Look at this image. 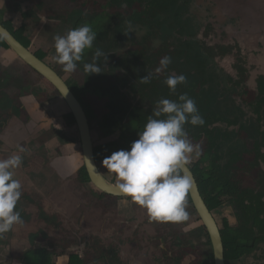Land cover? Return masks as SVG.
Segmentation results:
<instances>
[{
    "label": "trees",
    "instance_id": "16d2710c",
    "mask_svg": "<svg viewBox=\"0 0 264 264\" xmlns=\"http://www.w3.org/2000/svg\"><path fill=\"white\" fill-rule=\"evenodd\" d=\"M55 1L61 10L58 15H55L66 21L69 30L88 24L96 33L93 48L86 50L82 62H78L76 71L72 72L74 79L69 83V87L85 109L90 123H96L99 126L102 139L121 136L119 142L95 149L97 163L102 162L113 152L121 149L130 150L131 144L139 138L138 134L144 129L148 118L153 116L160 99L178 101L180 95L187 94L196 102L199 114L205 121L203 126H193L190 123H186L184 126L188 137L195 141L205 139L208 144L202 161L193 170L203 196L212 211L220 209L224 205L223 200L227 199L226 202L234 206L238 212L239 225L232 227L227 223L222 231L227 261L238 262L263 248L264 175L261 179L254 181L245 179L246 172L252 169L244 164L249 155L237 150L230 154L233 159L227 162L224 148L231 137L216 127L240 124L236 114L240 110L235 104L227 102L222 90L224 81L221 77H217V74L211 73L210 62H207V58L210 54L215 63L219 58L225 59L232 56L233 49L223 47L219 52L220 47L209 48L208 43H204V49H199L202 52L199 56L188 43H180L178 46L172 45L171 47L164 44L172 36V29L179 26L180 29L186 28L188 22L183 20V15L192 0ZM4 2H6L5 8L0 10V16L6 12H12L14 9L20 10L18 0H5ZM61 2H64L62 6ZM31 17L30 14L25 16V27H28L26 23L32 20ZM175 20L178 21L176 26L172 23ZM1 25L9 30L22 45L30 47L29 39L23 37L28 28L15 32L11 25ZM138 42H142L141 45ZM131 46L133 49L126 53L125 49ZM97 48L105 54L98 61L102 72L89 75L84 72L83 63L92 62V56ZM8 50L9 47L0 37V55ZM166 56L172 58V63L169 66L174 68L176 74H183L187 78L186 83L178 85L175 92L164 85L165 79L161 81L158 74L150 72L157 69L161 59ZM38 57L41 60L44 59L42 55ZM148 73H152L153 76L150 82L145 84L140 79ZM63 76L65 77V74ZM236 86L240 87L238 84ZM7 89L11 90L7 86V82L0 79L1 99L5 100L9 97ZM57 95L59 94L56 92L55 96ZM238 95L246 98L248 93L242 95L238 93ZM261 97L260 104L264 106V87ZM255 102H250V105L254 107ZM68 119L72 125H75L74 117L71 114L68 115ZM213 127L214 129H212ZM253 128L255 129L254 126ZM45 172L51 175L53 170ZM54 174L59 178L56 173ZM78 175L82 184L89 182L84 167ZM47 181L49 184L48 179ZM66 203L67 212L70 208L73 215L81 213V217H83L93 214V218L98 215L99 222L91 224L90 228L87 226V230L95 231L99 229V226L105 225V217L108 216L109 211L105 209L104 205L95 206L94 204L92 206L91 204L89 211L82 212L77 209L72 212L74 207H69V203ZM22 204L26 217L20 209V205H17V210L20 211L24 220V223L19 226V235L24 234L23 238L26 239L30 233L38 231L40 228L45 230L48 235L47 239L40 238L42 247L25 252L20 260L25 264H58L53 259L55 253L57 257H60L62 253L66 252V249L77 243V236L72 235V231L67 228V222L64 220L66 216L62 213L53 214L45 211L43 204L42 208L37 210L38 207L31 204L29 200ZM100 217L103 219L102 223H100ZM87 238L93 239L85 234L83 238L81 237L83 242H88L83 251L84 256L80 258L77 252H70L67 264H122L121 259L111 258L115 252L109 253L101 241L90 243ZM52 243L60 245L56 248L55 253L49 251L45 246ZM190 251V248L186 247V255L182 253L178 256L189 260ZM204 254L202 253V257ZM16 255L21 256L19 253ZM200 258L194 264H207ZM179 261H183V259H178V264Z\"/></svg>",
    "mask_w": 264,
    "mask_h": 264
},
{
    "label": "rangeland",
    "instance_id": "374dc122",
    "mask_svg": "<svg viewBox=\"0 0 264 264\" xmlns=\"http://www.w3.org/2000/svg\"><path fill=\"white\" fill-rule=\"evenodd\" d=\"M4 1L5 0H0V10L5 6L6 2ZM18 1L20 2L21 8L20 14L15 17H11L10 14L3 16V14L0 16L1 21L4 23L12 22L16 25V29L18 30L24 25L25 16L30 14L32 20L26 23V25H28L26 37L34 43L32 46L33 53L45 51L49 57L50 65L56 70L62 71V67L51 57L54 54L53 49L55 42L52 40L54 35L51 33L50 29H55V31H62L65 29L64 22L57 16L59 13L58 10H60L59 5L56 4L55 0ZM62 3L64 2H61V6ZM243 5L245 7H243ZM241 12L245 15L244 18L241 17ZM184 13L183 20L189 22V27L180 29L179 26L178 28L172 29L173 34L169 37L170 40L167 39L166 42L163 43L170 47L172 45L178 46L180 43H188L194 50L203 48L204 43H208L209 48L214 47V45L221 48L240 45L241 57L236 56V54H238L237 51L232 57L230 56L225 59L219 58L214 63V59L209 54L207 58V62H210L209 70L211 73H214L215 67L217 77H223L227 80L228 85L226 84V86L232 94L231 98L234 96L232 99L236 102V106L240 107L238 105H242L244 111H246L244 112L245 124H250L252 122L251 119H253L259 123L256 127L263 133L264 115L260 117V112L264 111V106L260 104L261 96L258 80L261 76L264 77V51H262V49H264V24L260 22L264 14V0H192L191 4H189V8H187ZM240 18L245 19V24H242ZM172 23L176 26L178 21L175 20ZM138 43L141 45L142 42ZM132 49L133 46L128 47L125 49V52L128 53ZM155 70L156 69H153L150 72L157 74ZM169 74L177 75L174 68L170 66L158 75L161 77L160 80L162 81L163 79H167ZM65 75L70 76V78L74 77L70 73H65ZM0 79H4L7 82V86L11 88V90L7 89L9 91V97H7L4 102L8 101L18 105L17 103L21 102L22 99L25 101L33 97L41 101L37 102L36 99H32L35 102H27L32 105L31 107H35V104L42 105L48 98L47 96L43 97L44 93L41 91L43 87L40 84V78L30 73L28 68L22 63L16 59H10L6 55H0ZM236 84L240 85V87L237 88ZM164 85L166 84L164 83ZM19 90H24L22 95L18 94ZM238 93L241 95L248 93V95L246 98H242ZM253 101H256V109L252 114L248 106L250 102ZM0 102H2L1 98ZM29 107L30 105L21 108L27 112ZM18 110L8 113L0 112V136L4 138V140L0 141V159H6L13 154H18L23 157V164L16 171L18 175L16 178L20 180L22 189H25V193L30 196L29 193H31L32 187L35 188V192H40L41 194L40 199L37 200L41 204V208L43 204L47 212L64 214L66 216L64 220L67 222V228L72 231V235H84L85 233V235L93 237L90 243L101 241V243L105 244L104 247H106L109 253L112 254V251L116 253L113 252L114 254H112L111 258L115 257L121 259L122 264H178V259H183V261H179V264H194L195 259L200 258L202 253H205V257H203L205 261L208 255L212 256L213 249L210 245L206 244L208 239L204 228H202L203 223L199 221V217L193 205L190 203H188L186 207L190 219L183 224L171 222H159L160 224H158L156 222L154 223L152 220H148V222L146 221L145 223L139 222L141 221L139 219L136 221L134 217V219L127 218L128 223H120L118 218L119 212L113 209L114 211H110L108 216L105 217L106 226H99V229L95 231L91 229L90 231L87 230V226L90 228L91 224L99 222L98 215L94 218L93 214H87L81 217V213H78V215L71 214L70 208H68L67 212L66 197L68 198L69 196L67 192L68 187H64L65 185L61 186L58 183L54 185L52 181L50 183V176L47 175L48 172H45L44 169L49 159L45 157L42 158V155H39L38 162L43 166L36 167L35 173L32 170V163L35 162L32 160V152L34 151L32 148L34 147L32 135L35 133L37 124L33 120L35 119L34 116H29L27 114L28 112L24 117L22 115L19 117L21 112ZM40 118H42V116H40ZM227 127L226 125H219L217 128L225 131L224 133L228 134L230 137L236 134L243 139V145L247 142L246 148L248 146L249 149L251 148L252 142L247 140V135L243 133L244 131L240 126L237 128ZM212 129H214V127ZM120 139L121 136L118 135L112 139H105L103 141L96 138L95 141L96 146H105L114 142H119ZM188 139L194 145L198 144L201 149V154L199 156H196L194 153L191 156L190 165L194 167L197 163L202 161L207 151L208 144L205 139L201 141H195L190 137H188ZM18 146L24 147L26 151L20 153L18 151ZM75 152L78 153L80 150ZM250 161V168L257 169L254 170L253 174H248L249 177L252 176L251 178H253L257 172L264 170V148L259 152H253ZM103 168L105 167L103 166ZM40 172H42L41 175H43V177H47L50 185L48 181L37 182V184H41L42 186L35 185L36 179L34 176L40 174ZM50 186V192H45L44 190L50 188ZM223 202L224 205L220 209L215 210L220 226L222 229L227 223L230 224V226H238L239 220L236 211L229 203H225V200H223ZM68 203L69 207L74 206L75 200L70 199ZM73 211L74 209H72V212ZM37 212L39 213V211ZM122 213L129 212L123 210ZM147 219H149V217H147ZM102 221L103 219L100 217V223H102ZM84 222L85 226L83 227ZM189 224L194 225V227L185 231L186 225ZM154 227L161 228V230H157ZM12 231L13 229L10 231V234ZM40 231L42 236L48 234L43 229ZM31 234L32 233H30L29 236ZM3 236L6 237L4 238L5 240L11 238L9 234H4ZM36 239L37 238L30 239L34 246L33 248L42 247L43 245L37 243L35 241ZM9 246L10 243L7 242L5 246L0 247V264H13L6 259L8 258L6 256L8 254L6 253L10 251ZM45 246L49 251L55 253L57 250L56 248L60 245L58 246L54 243ZM186 247H189L191 250L189 252V260H184L185 258L178 256L182 253L186 255ZM79 248L78 251L82 254L83 248H85L84 244ZM22 251H27V249ZM60 251H62V249H60ZM53 259L56 263L62 264L63 262L66 263L65 259L67 258H65L64 261L63 259L59 261L55 253ZM174 260L176 261L173 262ZM210 263L214 264L213 259L210 260ZM229 264H264V247L260 248L251 256L248 255L238 262H229Z\"/></svg>",
    "mask_w": 264,
    "mask_h": 264
},
{
    "label": "clouds",
    "instance_id": "9594fccd",
    "mask_svg": "<svg viewBox=\"0 0 264 264\" xmlns=\"http://www.w3.org/2000/svg\"><path fill=\"white\" fill-rule=\"evenodd\" d=\"M96 33L84 24L61 36L54 37L55 62L65 73L75 72L82 62L86 50L92 49ZM97 48L92 62L83 63L85 73L100 74L99 59L104 57ZM107 59V57H105ZM172 63L171 57H164L155 72L159 74ZM153 74L148 73L141 80L149 83ZM185 75H169L165 80L172 92L186 83ZM155 117V118H154ZM203 126L205 121L199 114L196 102L182 94L178 101L160 99L148 118L139 138L131 144L130 150L121 149L105 157L103 166L115 174L116 189L124 196L125 203L136 204L146 209L152 221L183 224L190 219L186 211L187 197L194 186L193 178L186 171L191 156L201 154L198 144L194 145L185 130V124ZM23 153L26 149L18 146ZM23 157L18 154L0 159V235L10 232L24 220L17 210L22 196V184L16 178V171L22 166ZM194 225H186L185 231Z\"/></svg>",
    "mask_w": 264,
    "mask_h": 264
},
{
    "label": "flooded vegetation",
    "instance_id": "af4514ba",
    "mask_svg": "<svg viewBox=\"0 0 264 264\" xmlns=\"http://www.w3.org/2000/svg\"><path fill=\"white\" fill-rule=\"evenodd\" d=\"M243 7H245V6L243 5ZM4 8H5V6H4ZM4 8H2V9H4ZM20 12H21V8L18 11L14 9L12 12H6V13H4L3 16H5L6 14H10L11 17H15V16H18L20 14ZM58 12H59V10H58ZM60 12H61V10H60ZM240 15L243 18L245 17V15L242 12L240 13ZM234 19H237V18H234ZM260 20H261L260 21L261 24H264V14L262 15V17H261ZM61 21L64 22V25H65V29L64 30H62V31H60V30L55 31V29H50L51 33L54 35L53 38H52L53 41H54V37L56 35L63 36L69 30V27L67 26L66 21L63 20V19H61ZM241 22H242V24H245V19H241ZM1 24H9V25H11L12 26L11 28L15 32H18V31L22 30L23 28L24 29L27 28V26L25 27V21H24V25L20 29H18V30L16 29V25H14L12 22L4 23L0 19V25ZM186 27H189V22L187 23V26ZM26 35H27V31H25L23 37H26ZM30 43L31 44H30V47L29 48L25 47L24 45L23 46L25 48L29 49L33 53L32 46L34 45V43L31 42V41H30ZM228 48H232L233 49V54H236V52L238 51V54H236V56L241 57L240 56V50H241L240 49V45L228 46ZM219 50L221 51L222 48L220 47V49H218V51ZM195 51L197 52V54H199V56H201L202 52L199 49L198 50H195ZM262 51H264V49H262ZM53 53L54 54L51 57L54 59V57L56 55L55 47L53 49ZM33 54L38 59H39L38 56L39 55H42L44 59L43 60L39 59V60H41L42 62H44L53 71H55L63 79V81L66 83V85L69 87V83H71L73 81L72 79H74V78H70V76H68V75L67 76L65 75L66 77H64L63 74H65V73L63 72V70L62 71L61 70L58 71L55 68H53V66H51L50 63H49V57L45 53V51H38V52L33 53ZM2 55H6L10 59H16L17 61H19L20 63H22L25 67H27L28 70L30 71V73H32L34 75H37L40 78V80H41L40 81V84L43 87L42 90H41L44 93L43 94V97L44 96H47L48 97L45 100V103H43L42 105L41 104H38V105L35 104V107H31L32 105L29 104L31 102H35L32 99H36L37 102H41V101H40V99L33 98V97H31L32 99H27L25 101L22 99L21 102H18L17 103L19 106L18 105H15V103L13 104L12 102H8V101H5L4 102V99H1L2 102H0V112H4V113H6V112L8 113V112H11V111L12 112H14V111L16 112V110L20 109V110H18V111L21 112V114L19 115V117L21 115L24 117V115L28 112L27 114L29 116L30 115H33L34 118H35V119L32 118L35 121V123L37 124L36 125V129H35V133L32 135V138H33V141H34V147H32L33 150H34L32 152V155H33V157H32L33 159L32 160L35 161V162L32 163V165H33L32 170L34 171V173H35L36 167L38 168V167H42L43 166V165H41V163L38 162V158L42 155V158L45 157V158L49 159V161L47 162V165L44 166L45 171H47V170H53V173L51 175H50V173L47 174V175L50 176V183L52 181L54 183V185H56L58 183L61 186L65 185L64 187H68V191L67 192L69 193V196H68V198L66 197V202H68V200H70V199H74L75 200V203H74V206L73 207H74V210L75 211L77 209H79L82 212L83 211H89V209L91 207V204H92V206L94 204H95V206L96 205H104L105 206V209H107L109 212L110 211H114L113 209H116L115 211L116 212H119L118 218H119L120 223L121 222L122 223H125V222H127V218H133V217L136 219V221H137V219H139V220H141L139 222H145V223H146V221L148 222V220H150V218L147 219V217H149V216L147 214L146 209H144V208H142V207H140V206H138L136 204H132L130 202L129 203H125V199H126L125 197H117V196L109 195V194H107L105 192L100 191L94 185H92L89 176H88V178H89V182L88 183H86V184L83 183L82 184L80 182L78 173L81 172L82 167L85 168L84 160H83V154H82V150H81L80 136H79V131H78L76 122H75V125H72V122L70 121V119H68V115L71 114V113H70V111H69L66 103L61 98V96L58 93V91L55 90V88L45 78H43L38 73H36L35 71H33L30 67H28L23 61H21L13 53V51L10 48H9V50L7 52L5 51V53L2 54ZM59 66H61V65H59ZM70 74L72 75V73H70ZM214 74H217V72H216L215 69H214ZM222 79H223L222 81H224L223 82V87H222L223 93L226 96L227 102H230L231 103L232 101H234L232 99L234 96L231 98V95L232 94H231L229 88H227V86H226V84L228 85L227 80L225 78H223V77H222ZM258 81H259V92H260V96H261V92H262L263 87H264V77L261 76ZM23 92H24V90L23 91L22 90H19V93L18 94L19 95H22ZM56 92L59 95L55 96V93ZM58 100H60L61 102L64 103V105L67 107V109L69 111V114H67V113L64 114L61 108H60V110H58L56 112H53L52 114L50 112L46 111L45 106H46L47 103L48 104H53L54 102H57ZM27 102H29V103H27ZM231 104L232 105L233 104L237 105L235 101L232 102ZM28 105H30V107H29V110L27 112L24 109L21 108L23 106L25 107V106H28ZM238 106H240V107H238V109L240 111L239 112H236V114H237V117H238L237 119H238V121H239L240 124H238L236 126H228L227 128H237V127L240 126L242 128V130L244 131L243 133L247 135V140H249V141L252 142L251 143V148L249 149V146L246 148L247 142L245 141L246 143H245V145H243V143H242V140L243 139L241 137H238L236 134H233L231 136V139L229 138L230 140L226 143V146L224 148V153H225V156H226L225 159L227 160V162L230 161V159H233V157L230 154H232L233 151L237 150L239 152L245 153V155H249V156H247L246 160L244 161V164H246L247 166H250V164H249L251 162L250 161V158H251L253 152H259L262 148H264V134H263L264 132L262 133L260 129L259 130L257 129L256 125H259V123H257L253 119H251L252 122L250 124L249 123H246L245 124L246 120H244V118H245L244 117L245 116L244 115V112H246V111H244L242 105H238ZM248 108L250 109V113L253 114L255 112L256 105L254 104V107L251 106V105H249ZM260 113H261V116L260 117H263L264 111H261ZM13 116H15V115H13ZM40 116H42V118H40ZM88 120H89V118H88ZM262 120H260V121H262ZM89 124H90V128H91V133H92V138H93V141H94V147H95V149L97 147H102V146H96V141H95L96 138H98V140H101V141L105 140V139H102V135H101V133L99 131V126L96 123L95 124L94 123L91 124L90 121H89ZM218 126H216V127H218ZM253 126L255 127V129L253 128ZM223 132H225V131H223ZM73 133H74L75 137L77 138L75 140L76 141V144L73 141L74 139H72ZM1 140H4V138L2 136H0V141ZM77 145L80 146V149H79L80 152H78V153L75 152L76 154H74L73 153V150H74V147L77 146ZM35 153H39V154H35ZM246 153H248V154H246ZM95 159H96V157H95ZM81 161H82V163H81ZM102 162L97 163V161H96V163L99 166V170H100L101 174L112 185H115L116 186L117 181H116L115 174L109 173L106 168H103V165L101 167V164H103ZM199 163H197L196 165H198ZM196 165L193 167V166H191L189 164V167L193 171L194 168L196 167ZM254 170H257V169L254 168ZM41 173L42 172H40V174L34 176L35 179H36V184H35V182H34V184L36 186H42L41 184H37L38 181H43V182L44 181H47V178H44L43 175H41ZM54 173H56V175H58L59 178H57V176H55ZM193 173H194V171H193ZM251 173L252 174L254 173L253 169H251V171L246 172L245 179L246 178L248 180L249 179H252L253 181H254V179L255 180H258L259 178L261 179L262 178V175H264V170H261V172H257V174L255 175L256 178L255 177L251 178L252 176L249 177L248 174H251ZM198 184H199V182H198ZM50 190H51V186H50V188H48V189H46L44 191L45 192H50ZM200 190H201V186H200ZM201 192H202V190H201ZM29 194H30V196L27 195V193H25V189H22V196H21L20 201L18 202V205H20V207H21L20 209L24 213V216L25 217H26V212L24 211V207H23V204H22L23 202H25V201L27 202L29 200V202L31 204L36 205L38 207L37 210L41 208V204L37 201V200L40 199V195H41L40 192H35V188L32 187L31 193H29ZM202 195H203V193H202ZM108 197H110L112 199H109ZM226 201H227V199H225V202ZM188 203H190V204L193 205L194 210L196 211V214L199 217V221H201V223H203L202 219L200 218V216H199V214H198V212H197V210L195 208V205L193 203V200H192V197H191L190 192H189V195H188V198H187V204ZM76 207H77V209H76ZM231 207H233V209L236 211V213H238L234 206L231 205ZM91 210H92V208H91ZM123 210H127L129 213H122ZM212 212L214 213L215 217L217 218V216L215 214V211L213 210ZM237 217H238V215H237ZM153 222L155 223L156 221H153ZM84 223H83V227L85 225ZM156 223L160 224L159 222H156ZM218 223H219V221H218ZM219 225H220V223H219ZM19 226L20 225L15 226L13 228V231H12L11 234H10V232L5 233V234H9L11 236V238L9 240H5L4 239V238H6V237L3 236L4 234L3 235H0L1 236L0 239H2L6 243L7 242L10 243V246H9L10 251H7L6 250L7 251L6 254H8V255H6L8 257L6 259L9 260L10 262H12L13 264H25L24 261H21L20 260L23 257V254L25 252L31 250V249H33V250L34 249H37V248H33L34 246L32 245V243L30 241L31 238H37L35 241L41 245V243H40V240L41 239L40 238L47 239L46 236L48 235V234H46V235L42 236L41 235V231H40L42 229L40 228V229H38V231L32 232V234L30 236L28 235L26 237V239H25V238H23V235L24 234L19 235V233H18L20 231V227ZM232 227H234V226H232ZM154 228H156V227H154ZM202 228H204V230L206 232V237L208 239V241H207L206 244L210 245L212 247V249H213V243H212V240H211L209 231H208L207 227L204 225V223L202 225ZM224 228L222 229V227H221L222 231L224 230ZM156 229L157 230L158 229L161 230V228H158V227ZM75 235L77 236V243L75 245H72L69 249H66V252L65 253H62V255L60 257H58V259L61 258V257H63V256L64 257L66 256L65 258L68 257V260H69L70 259V257H69L70 256V252H74V251L78 253V255H79L80 258H82L84 256V254H83V251L84 250L82 251V254H80L78 250L80 249L79 247H81L82 244H84V246L86 248V245H87L88 242L87 241L86 242L85 241L84 242L82 241L81 237L83 238V235H80V234H78V235L75 234ZM87 239L90 240L89 238H87ZM17 247L18 248H22V250L23 249H27V251L18 250V249H16ZM85 248H83V249H85ZM16 253L17 254L19 253L21 256H17ZM204 257H205V254H204ZM226 257H227V255H226ZM201 258L203 259L202 254H201ZM206 259H207L206 260L207 262L204 259L203 260L207 264H211L210 263V260L211 259H213V261H214V249H213L212 256L211 255L210 256L208 255ZM196 260H197V258L195 259V262L197 263ZM6 261H1V262H6ZM102 264H105V263H102ZM228 264H229V262H228Z\"/></svg>",
    "mask_w": 264,
    "mask_h": 264
},
{
    "label": "water",
    "instance_id": "95a60500",
    "mask_svg": "<svg viewBox=\"0 0 264 264\" xmlns=\"http://www.w3.org/2000/svg\"><path fill=\"white\" fill-rule=\"evenodd\" d=\"M0 37L21 61H23L40 76L45 78L55 88V90L58 91L61 98L66 103L70 113L75 119L79 131L84 165L92 185L109 195L124 197L117 191L115 185H112L106 178L103 177L99 170V166L95 159V147L88 117L81 103L70 88L55 71L39 60L29 49L25 48L2 25H0ZM186 171L190 174L194 181V186L190 190L193 203L204 225L207 227L213 243L214 264H228L224 237L218 220L204 199L195 174L189 166Z\"/></svg>",
    "mask_w": 264,
    "mask_h": 264
},
{
    "label": "crops",
    "instance_id": "0c3cea01",
    "mask_svg": "<svg viewBox=\"0 0 264 264\" xmlns=\"http://www.w3.org/2000/svg\"><path fill=\"white\" fill-rule=\"evenodd\" d=\"M64 105V103L63 102H61L60 100H58L57 102H54L53 104H46V106H45V109H46V111H48V112H50L51 114L53 113V112H56V111H58V110H60V108L62 109V111H63V113L64 114H69V111H68V109H67V107ZM72 139H74L73 141H74V143L76 144V137H75V135H74V133H73V135H72ZM79 147V148H78ZM79 149H80V146H75L74 147V150H73V153L74 154H76L75 153V151H79ZM102 165L103 164H101V167H102ZM18 175L16 174V177H17ZM6 245V242H4L2 239H0V247H3V246H5ZM16 249H18V250H22V248H16ZM24 250V249H23ZM66 257V256H65ZM65 257L63 256V257H61V258H59V261H60V259H63V261H64V259H65ZM68 257H67V259H65V262L66 263H62V264H67L68 263ZM58 263V262H57ZM59 264V263H58Z\"/></svg>",
    "mask_w": 264,
    "mask_h": 264
}]
</instances>
